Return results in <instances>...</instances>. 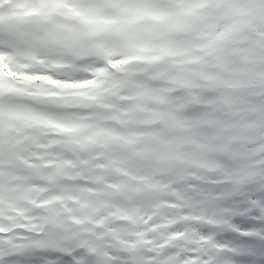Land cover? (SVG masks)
I'll return each mask as SVG.
<instances>
[{"label": "snow or ice", "instance_id": "6c2138e0", "mask_svg": "<svg viewBox=\"0 0 264 264\" xmlns=\"http://www.w3.org/2000/svg\"><path fill=\"white\" fill-rule=\"evenodd\" d=\"M0 264H264V0H0Z\"/></svg>", "mask_w": 264, "mask_h": 264}]
</instances>
